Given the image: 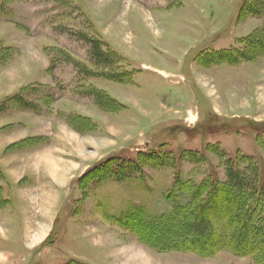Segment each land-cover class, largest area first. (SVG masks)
Returning <instances> with one entry per match:
<instances>
[{"label": "rangeland", "instance_id": "rangeland-1", "mask_svg": "<svg viewBox=\"0 0 264 264\" xmlns=\"http://www.w3.org/2000/svg\"><path fill=\"white\" fill-rule=\"evenodd\" d=\"M255 1L0 0V162L17 185L0 172V264H253L135 227L224 183L228 165L264 179ZM97 41L110 63L93 61ZM230 48L248 59L210 58Z\"/></svg>", "mask_w": 264, "mask_h": 264}, {"label": "trees", "instance_id": "trees-1", "mask_svg": "<svg viewBox=\"0 0 264 264\" xmlns=\"http://www.w3.org/2000/svg\"><path fill=\"white\" fill-rule=\"evenodd\" d=\"M260 8H264V0H257L253 4H249L246 10L260 15ZM256 41L258 42V40ZM248 44L253 46V40L247 41L246 45ZM102 45L104 44L97 41L93 45L90 55L97 64L110 63L109 53L100 49ZM247 51V48L224 50L210 54V58L220 59L222 57L241 61L248 59ZM112 55L119 58L114 52ZM125 75L109 73L105 77L110 81L127 83L128 75L126 77ZM13 100L17 101L15 104L19 106L26 102H23L18 95L14 96ZM26 140L24 143L28 142L26 146H29L33 139ZM240 161L239 163L243 164L247 160L242 158ZM245 166L246 169L241 170L228 165L224 183L215 181L210 182L209 186L206 181L197 188L194 197L192 194L190 200L184 205L174 204L170 212L162 214L158 220L153 222L144 224L139 222V227H135L138 232L137 238L147 239L153 236L157 242L161 243V247L202 255H213L223 249H230L235 255L252 257L253 264H264V179L260 180L256 166L248 164ZM248 170L251 171L250 174L247 172ZM200 188L202 191L204 188H209L210 191L206 192L207 195L199 201L200 192L198 190ZM220 188L224 189L221 191ZM228 192L234 193L237 196V201H232L230 208L222 207L221 210L220 204L227 197ZM220 195L223 196L220 198L221 200L219 199ZM212 234L215 237L210 242L207 238ZM68 264L82 263L70 262Z\"/></svg>", "mask_w": 264, "mask_h": 264}, {"label": "crops", "instance_id": "crops-1", "mask_svg": "<svg viewBox=\"0 0 264 264\" xmlns=\"http://www.w3.org/2000/svg\"><path fill=\"white\" fill-rule=\"evenodd\" d=\"M33 137H28L27 139H32ZM28 147V146H27ZM30 148V147H29ZM2 152H3V149H1L0 150V156H2L3 154H2ZM5 167L2 165V163L0 162V172H1V174H3L4 176H6L5 178L6 179H9L10 180V182L11 183H9V184H12L13 186H15L16 185V183L15 182H13L12 180H11V178L8 176V174H6V171H5V169H4ZM6 186V184H4L3 182H0V188H3V187H5ZM16 187H17V185H16ZM11 200V203L13 202V200H14V197L12 196V199H10Z\"/></svg>", "mask_w": 264, "mask_h": 264}]
</instances>
